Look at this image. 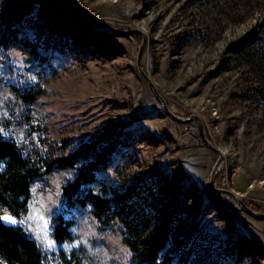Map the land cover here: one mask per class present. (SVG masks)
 I'll return each instance as SVG.
<instances>
[{
    "label": "rangeland",
    "instance_id": "374dc122",
    "mask_svg": "<svg viewBox=\"0 0 264 264\" xmlns=\"http://www.w3.org/2000/svg\"><path fill=\"white\" fill-rule=\"evenodd\" d=\"M71 6L76 16L65 0H0V21L22 15L18 42L0 43V135L28 153L60 155L84 143L101 148L108 135L130 131L128 146L97 173L100 180L123 185L141 177L149 185L167 174L154 185L158 192L184 185V210L202 200V229L212 242L204 248L215 264H264V219L211 190L217 152L202 141L195 120L165 113L136 62L145 37L144 72L175 115L200 117L223 153L216 185L264 212V0H71ZM59 29L64 49L44 52ZM83 163L33 181L16 224L36 240L44 264H130L120 223L102 226L89 206L66 210L74 219L71 240L51 237L62 186Z\"/></svg>",
    "mask_w": 264,
    "mask_h": 264
},
{
    "label": "trees",
    "instance_id": "16d2710c",
    "mask_svg": "<svg viewBox=\"0 0 264 264\" xmlns=\"http://www.w3.org/2000/svg\"><path fill=\"white\" fill-rule=\"evenodd\" d=\"M21 17H4L0 21L2 45L18 42ZM261 26L264 29V18ZM64 34L61 29L57 34H49L44 52L62 51ZM130 138V131L118 133L114 138L108 135L103 138L101 148L96 142L84 143L68 154L54 155L28 153L16 140L0 135V216L9 212L20 219L27 210L33 181L55 168H74L86 161L62 186V209L51 218L50 224L55 242L60 244L73 238L74 219L65 215L66 210L89 206L102 226L120 223L123 241L131 252L130 264H215L212 254L204 248V242H212L202 229V200L184 210V185L158 192L154 185L162 186L168 179L167 174L151 179L149 185L141 177L123 185H113L97 177V173L112 162L113 155L128 146ZM241 258L242 255L237 261ZM44 259L36 240L20 224L0 221L1 261L44 264Z\"/></svg>",
    "mask_w": 264,
    "mask_h": 264
},
{
    "label": "water",
    "instance_id": "95a60500",
    "mask_svg": "<svg viewBox=\"0 0 264 264\" xmlns=\"http://www.w3.org/2000/svg\"><path fill=\"white\" fill-rule=\"evenodd\" d=\"M65 3H66V6L69 10V12L71 13V15L73 16H76V13L74 12V10L72 9V6H71V0H65ZM83 22H86V23H89V24H95V25H104V26H107V27H111L108 23L106 22H103V21H83ZM144 44H145V37H143V40L139 46V49H138V54H137V59H136V62H137V68L139 70V72L141 73V75L146 79V81L150 84V86L153 88L154 92L156 93V95L158 96V98L160 99L161 103H162V107L165 111V113L167 115H170L172 116L173 118L175 119H178V120H181L183 122H189L191 120H195L196 123H197V126H198V133L202 139V141L204 143L207 144L208 147H210L212 150H214L215 152H217L218 154V158L213 166V170H212V173H211V176L209 178V187L211 188V190L217 194H220V195H229L231 197H233L235 200H237V202L241 205V207L249 214H251L252 216H255L257 218H262L264 219V212H257L255 210H253L252 208H250L246 203L245 201L243 200L242 196L231 190V189H227V188H223V187H218L216 185V175H217V171L219 169V166H220V163H221V159L223 157L222 155V152L215 146L213 145L210 140L207 138V136L205 135V131H204V127H203V123H202V120L200 119L199 116L193 114L192 116L190 117H187V118H181V117H178L177 115H175L171 110L170 108L168 107L166 101L164 100V98L159 94V92L157 91L156 89V86L154 85L153 81L151 80V78L147 75V73L144 72L143 68H142V64H141V57H142V53H143V48H144ZM5 215H10V214H3L2 216H5ZM5 223V222H4ZM6 224H9V223H6ZM12 225H17V224H12Z\"/></svg>",
    "mask_w": 264,
    "mask_h": 264
},
{
    "label": "snow or ice",
    "instance_id": "6c2138e0",
    "mask_svg": "<svg viewBox=\"0 0 264 264\" xmlns=\"http://www.w3.org/2000/svg\"><path fill=\"white\" fill-rule=\"evenodd\" d=\"M0 221H3L5 223H9V224H16V223L20 222L17 218H15L11 215L0 216Z\"/></svg>",
    "mask_w": 264,
    "mask_h": 264
},
{
    "label": "bare ground",
    "instance_id": "6f19581e",
    "mask_svg": "<svg viewBox=\"0 0 264 264\" xmlns=\"http://www.w3.org/2000/svg\"><path fill=\"white\" fill-rule=\"evenodd\" d=\"M222 155H223V153H222Z\"/></svg>",
    "mask_w": 264,
    "mask_h": 264
}]
</instances>
